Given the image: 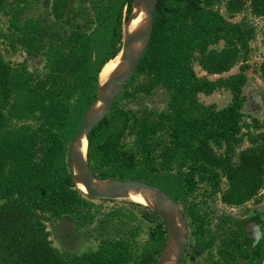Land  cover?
Segmentation results:
<instances>
[{"label":"trees","instance_id":"obj_1","mask_svg":"<svg viewBox=\"0 0 264 264\" xmlns=\"http://www.w3.org/2000/svg\"><path fill=\"white\" fill-rule=\"evenodd\" d=\"M132 2L0 0V264L155 261L166 229L158 214L141 203L127 201L154 225L138 248L126 238H105L95 249L64 253L52 245L46 226L62 214L81 218L86 209L89 215L95 206L97 198L84 195L71 179L67 145L95 96L99 73L120 53ZM41 3L57 22L53 27L27 15ZM221 7L228 17L246 9L264 17V0H158L151 37L137 68L87 136V160L97 177L159 185L189 205L194 233L197 183L206 182V191L208 185L217 191L224 176L220 200L230 205L253 199L264 186V132L253 133L240 110L247 65L217 80L199 77L193 68L196 62L207 74H220L247 54L255 27L229 21ZM220 40L224 46L213 47ZM20 50L26 54L22 61L7 58ZM29 57H42V65L32 69ZM256 71L264 80V60ZM221 85L233 92L225 108L215 111L197 101L198 91L209 93ZM154 87L167 94L165 109L121 105L125 97L152 94ZM243 127L247 131L239 134ZM245 136L249 145L239 146ZM126 138L131 143L122 140ZM223 145L225 156L218 152ZM123 207L110 213L136 218ZM89 217L92 222L93 215Z\"/></svg>","mask_w":264,"mask_h":264},{"label":"flooded vegetation","instance_id":"obj_2","mask_svg":"<svg viewBox=\"0 0 264 264\" xmlns=\"http://www.w3.org/2000/svg\"><path fill=\"white\" fill-rule=\"evenodd\" d=\"M223 73L220 74L206 73V74L207 76H211V75H221ZM229 75L225 76V78L228 77ZM202 77H206V75ZM206 78H208L209 80L218 79V78L211 79L210 77H206ZM221 87H226V86L224 85L217 86L209 93L198 91L196 94L197 101L205 106H212V109L215 111L225 108L227 104L231 102L233 96V92L227 87L226 88L230 92V98L226 99L224 105L221 107H217L214 103L205 104L204 102H201L198 98L199 93H202L204 95H210L215 90ZM155 88L157 87L153 88L152 94L154 93ZM152 94L146 96L149 97ZM152 101H153L152 103L153 106L160 104V101L158 100L153 99ZM243 104L240 110L244 116V112L242 110ZM246 104L248 105L247 106L248 111L256 112V113L258 112L255 110L252 111V109L256 107V102H254L253 104V102L250 99L248 102H246ZM146 107L149 110H153L148 105ZM246 131L247 128L243 127L240 130L239 134L245 133ZM252 132L255 133L254 131ZM246 139L247 137L245 136L243 141H245ZM122 140H124L127 143V139H122ZM243 141L239 144V146H243L242 144ZM224 150H225V146L223 145L222 148L218 149V152L223 153ZM222 155L225 156V153H223ZM157 157L158 156H156L155 158L156 161L157 162L161 161L159 160L160 157L158 158ZM233 158H234V154L232 152L229 153L228 161L229 162L232 161ZM218 172L221 173V170H219ZM224 179H225L224 176L220 177L219 190L223 189L225 186ZM124 180H128V179H124ZM149 184L156 185L153 183H149ZM206 185H207L206 182L197 183L196 189L194 191V193H197L198 195L195 197V202H196L195 211L197 212L196 217L199 216L197 221L198 226L195 233L192 232V228L189 225L190 218H192L190 217L191 214L189 212V209H186V207H189V205L185 207L181 202L177 201L180 204V208L183 212V215L186 219L188 226L187 246L180 264H190L188 261L191 259L192 260L194 259V261L196 262L197 259L200 258V256H202V259L197 261L196 262L197 264H264V186L259 190L258 194L253 199L241 205H230L221 202L219 190L215 191L216 190L215 189L213 191V187H210L208 185V191H206L207 188ZM156 186L160 187L159 185ZM211 192H213L212 195H206V196L202 195L203 193L208 194ZM97 199H101V198H97ZM114 200L115 199L107 200V201H114ZM213 201L214 203L218 202L219 205L223 207L229 208V211L217 213L216 212L217 209H215V207L209 206L213 203ZM125 206L123 207V210H131L133 212L132 214L135 215L136 218L127 217L126 216L127 213H121L118 215H115L114 213L111 214L110 212L113 211L114 209L110 210L107 213V217H104L105 219H102L105 225L103 226L102 224H100L99 226L96 227L97 233H95L94 235H87V236L84 235L83 232H87L89 229L88 226L95 222V215L94 213H92L93 207H91L89 211V213L93 215L92 222L90 221V217H89L90 214L89 215L87 214L86 209L83 210L84 213H83V217L81 218H73L70 217L68 214H62L61 216H58L57 218L53 219L56 225L53 231L50 233L51 237H49V239L52 241V245L56 247L59 251L69 254H80L81 252L88 250L86 249V247L85 248L83 247L85 245L84 242H87L86 237H97V238L99 237L98 243H100V241L105 238L107 239H111L112 237H114L115 239L126 238L132 241L135 247L137 248L141 247V245L149 238L150 236L149 230L152 229L154 223L150 221L151 219L144 218L141 216L140 207L138 208L128 203ZM113 221H117L118 223H115ZM212 222L213 225L215 226L214 229L210 227V224ZM140 225H145L147 232L145 236L146 238L143 239L142 241L138 240L139 237L138 227ZM136 226L138 227L136 228ZM105 230L107 231L113 230L114 233L112 235L104 234ZM166 236H167V232L165 233L162 247L166 241ZM75 243L77 244L76 247L79 250V252H69V251L67 252V250H65L68 244H75ZM159 253L156 255V259L155 261H153V264L156 263Z\"/></svg>","mask_w":264,"mask_h":264},{"label":"water","instance_id":"obj_3","mask_svg":"<svg viewBox=\"0 0 264 264\" xmlns=\"http://www.w3.org/2000/svg\"><path fill=\"white\" fill-rule=\"evenodd\" d=\"M157 1L133 0L130 15L123 24L119 61L104 82L100 81L101 72L99 73L95 96L83 113L78 128L67 145L66 163L75 187L86 196L101 199H129L131 191L141 190L151 199V202L141 204L148 206L159 215L167 232L166 241L155 264H180L187 246L188 226L179 202L162 188L142 180L97 177L88 164L86 154L87 136L90 130L108 114L115 97L134 73L145 52L152 33ZM141 11L145 13L143 24L129 32L131 20ZM250 97L255 98L250 95L246 102ZM83 139L86 140L85 153L79 148ZM79 183L83 189H80Z\"/></svg>","mask_w":264,"mask_h":264},{"label":"rangeland","instance_id":"obj_4","mask_svg":"<svg viewBox=\"0 0 264 264\" xmlns=\"http://www.w3.org/2000/svg\"><path fill=\"white\" fill-rule=\"evenodd\" d=\"M221 13L228 18L229 21L232 22H242L248 23L251 26L255 27L254 30V36L251 38L248 42V50L247 54L243 58V60L239 63H237L232 69L228 72H225L221 75H211L207 76V74L202 70L196 62L193 63V68L197 74V76L202 77L206 75V77H210L211 79H217L219 77H225L232 73H237L240 69V66L247 65V69L245 70V73L247 75V81L244 86L243 96L245 97V101L243 104V112L244 116L242 118L243 121L247 122L250 125L251 131L257 132H264V80H262L258 73L257 68L259 64L264 60V17H256L250 14L249 10H244L241 13H238L234 15L233 17H228L226 11L223 7H221ZM27 15H34L36 17H39L43 23H49L52 27L57 24V22L48 15V5L44 6L43 3L36 4L34 8L28 11ZM224 46V41L220 40L217 44L213 45V47L221 48ZM119 56V55H118ZM117 56V57H118ZM7 58H9L12 62H18L22 61L24 58H26V54L23 51H17L15 54L9 55ZM114 59V58H113ZM42 57H29L27 58V64L29 67L31 66L32 69L35 68V66L39 67L42 65ZM102 72V71H101ZM101 74V73H100ZM250 95L255 96L256 100V107L252 109V111H258L251 112L247 110L246 107V101L248 100V97ZM198 98L201 102H204L205 104L214 103L217 107H221L224 105V102L226 99L230 98V92L226 87H221L217 90H215L210 95H204L202 93H199ZM153 99L160 101V104L153 106ZM166 101H167V94L164 92L163 89L160 87H157L154 89V93L151 96H146L143 94H137L133 97H125V99H122L121 105L125 108H131V109H140L144 108L147 105L153 109V110H163L166 108ZM151 105V106H150ZM261 111V112H260ZM128 143H131V138H126ZM248 139V137H247ZM243 141V146L246 147L249 145L248 140ZM241 144V145H242ZM127 201L136 202L132 199L128 198H122V199H115L114 201H105V200H97L94 199L93 202L96 204L95 207L92 209V213L95 215V222L90 224L88 227L87 232H83L84 235H94L97 233L96 227L102 224L103 226L105 223L102 219H105L104 217H107V213L110 210L115 209L119 206H125L127 205ZM138 203V202H137ZM210 207H215L217 213L221 212H228L229 208L223 207L219 205L218 202L213 201ZM126 207V206H125ZM115 223H118L117 221H113ZM104 223V224H103ZM144 224V223H143ZM55 222L53 220L47 221L46 226L47 229L50 231V233L55 228ZM87 227V228H88ZM138 226H136L137 228ZM210 227L212 229L215 228L213 225V222L210 224ZM139 231V237L138 240L142 241L146 237V227L145 225H140L138 227ZM114 231H107L105 230L104 234L112 235ZM51 237V234H50ZM86 241L84 242L85 245L83 246L86 249L90 248H97V245L99 244V240L97 237H86ZM114 238V237H112ZM77 244H68L67 252H79L77 249ZM202 256L197 259V261L201 260ZM196 261V262H197ZM190 264H197L194 259L188 261Z\"/></svg>","mask_w":264,"mask_h":264},{"label":"bare ground","instance_id":"obj_5","mask_svg":"<svg viewBox=\"0 0 264 264\" xmlns=\"http://www.w3.org/2000/svg\"><path fill=\"white\" fill-rule=\"evenodd\" d=\"M144 20H145V13L143 11H141L137 17H134L131 20V24H130V27H129L128 31L131 32V31L137 29L138 27H140L143 24ZM118 61H119V56L114 58V59H111L104 66V68L102 69V72L100 74V81L101 82H104L108 78V76L110 75L111 71L116 67ZM250 99L253 102V104H254V102H256L255 98L250 97ZM79 148H80V150L83 153H85V151H86V140L85 139H83L80 142ZM79 187H80V189H83V187H82V185L80 183H79ZM129 198L132 199V200H135L137 202H140V203L151 202V199L146 197L141 190L137 191V192L136 191H131Z\"/></svg>","mask_w":264,"mask_h":264}]
</instances>
